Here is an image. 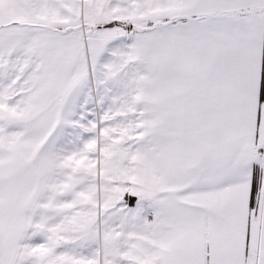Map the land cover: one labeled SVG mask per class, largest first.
Wrapping results in <instances>:
<instances>
[{"label":"snow or ice","instance_id":"1","mask_svg":"<svg viewBox=\"0 0 264 264\" xmlns=\"http://www.w3.org/2000/svg\"><path fill=\"white\" fill-rule=\"evenodd\" d=\"M0 264H264V0H0Z\"/></svg>","mask_w":264,"mask_h":264}]
</instances>
